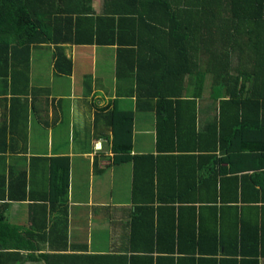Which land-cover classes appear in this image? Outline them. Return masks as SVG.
<instances>
[{"label":"crops","instance_id":"0c3cea01","mask_svg":"<svg viewBox=\"0 0 264 264\" xmlns=\"http://www.w3.org/2000/svg\"><path fill=\"white\" fill-rule=\"evenodd\" d=\"M63 46L72 61L69 74L55 70L54 45L42 43L30 48L27 84L23 76H0V209L6 221L28 230L46 218L53 246L63 239L62 230L53 226L47 192L51 158L67 156V249H50L46 241L42 251L85 255L73 258L74 264H191L193 257L198 264H240L241 258L242 264L253 263L235 253L238 233L249 228L252 235L262 215L256 207H263L253 204L252 189L244 192L245 202L241 199L244 170L232 172L224 165L216 181L198 183L197 168L209 161L195 160L189 137L181 138L189 150L157 154L155 111L135 107L130 83L116 82V46ZM202 100L199 127L214 112L212 102ZM116 109L133 110L130 154L154 158L114 160ZM245 164L236 157L231 168ZM22 179L26 197L9 199L8 188L22 194Z\"/></svg>","mask_w":264,"mask_h":264},{"label":"trees","instance_id":"16d2710c","mask_svg":"<svg viewBox=\"0 0 264 264\" xmlns=\"http://www.w3.org/2000/svg\"><path fill=\"white\" fill-rule=\"evenodd\" d=\"M92 3L0 0V76L28 81L30 48L36 44L54 45V68L64 74L72 70L64 43L115 45L116 82L130 83L135 107L155 111L157 154L189 150L181 139L189 137L195 160L209 161L204 169L198 166V183L216 181L214 175L224 165L232 172L244 170L241 199L245 202L244 192L252 189L253 204L263 207H256L262 215L252 235H247L249 228L238 233L235 253L258 264V258L264 259V0H101L98 11ZM206 81L214 112L199 127ZM118 110L112 122L114 160L154 158L151 153L130 154L133 110ZM236 157L247 164L233 170ZM68 169L67 156L51 158L47 201L63 239L53 246L46 218L36 229L25 230L6 221L0 209V264H74L73 258L85 256L42 251L46 241L50 249H67ZM22 180V194L15 196L8 188L9 199L26 197ZM191 259V264L200 260Z\"/></svg>","mask_w":264,"mask_h":264},{"label":"rangeland","instance_id":"374dc122","mask_svg":"<svg viewBox=\"0 0 264 264\" xmlns=\"http://www.w3.org/2000/svg\"><path fill=\"white\" fill-rule=\"evenodd\" d=\"M98 1H100V0H93V3H92V5L93 6H98ZM209 80V79H208ZM209 81H206V85H205V89H204V94H203V97L205 98V100H208L209 98H208V96H207V93H208V91H209V83H208ZM209 101V100H208Z\"/></svg>","mask_w":264,"mask_h":264}]
</instances>
